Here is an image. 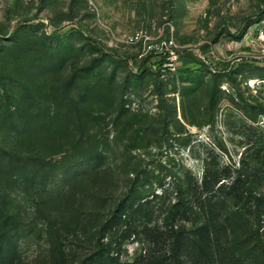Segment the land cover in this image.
Returning <instances> with one entry per match:
<instances>
[{"label": "rangeland", "instance_id": "obj_1", "mask_svg": "<svg viewBox=\"0 0 264 264\" xmlns=\"http://www.w3.org/2000/svg\"><path fill=\"white\" fill-rule=\"evenodd\" d=\"M263 22L264 0H0V142L22 146L0 163L16 264H58L61 251L76 264L87 246L73 216L100 219L132 181L160 193L182 170L200 179L209 157L238 167L264 140ZM146 58L163 60L159 79L153 65L138 75ZM186 70L200 72L181 81Z\"/></svg>", "mask_w": 264, "mask_h": 264}, {"label": "trees", "instance_id": "obj_2", "mask_svg": "<svg viewBox=\"0 0 264 264\" xmlns=\"http://www.w3.org/2000/svg\"><path fill=\"white\" fill-rule=\"evenodd\" d=\"M162 61L149 64L146 58L138 75L149 72L153 65L159 79ZM199 72L180 71L178 78L193 80ZM79 110L74 108L76 113ZM259 138L244 150L238 167L234 163L220 165L209 157L200 179L182 170L169 184H160V193L140 192L132 181L127 196L100 219L73 216L68 229L81 231L84 242H77V246H87L76 264H264L262 134ZM21 147L20 139L10 145L0 142V163L18 158ZM107 159L105 152H94L85 165L97 170ZM34 180L32 174L22 176L19 189L25 191ZM4 212L0 207V264H16L18 242L10 234L18 231V226L13 223V214ZM130 238L139 252L125 259L124 246ZM67 258L61 251L58 264H67Z\"/></svg>", "mask_w": 264, "mask_h": 264}, {"label": "built area", "instance_id": "obj_3", "mask_svg": "<svg viewBox=\"0 0 264 264\" xmlns=\"http://www.w3.org/2000/svg\"><path fill=\"white\" fill-rule=\"evenodd\" d=\"M131 42L133 41L132 38L129 39ZM257 41L261 46V51L264 53V22L261 24L260 29L257 33ZM150 49L149 47L147 50Z\"/></svg>", "mask_w": 264, "mask_h": 264}]
</instances>
